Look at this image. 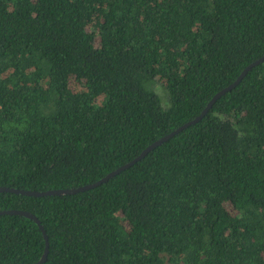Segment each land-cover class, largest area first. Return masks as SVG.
I'll return each mask as SVG.
<instances>
[{
	"label": "trees",
	"instance_id": "1",
	"mask_svg": "<svg viewBox=\"0 0 264 264\" xmlns=\"http://www.w3.org/2000/svg\"><path fill=\"white\" fill-rule=\"evenodd\" d=\"M263 54L264 0H0V186L96 181ZM3 209L40 264H264V61L105 182ZM44 249L0 214V264Z\"/></svg>",
	"mask_w": 264,
	"mask_h": 264
},
{
	"label": "water",
	"instance_id": "2",
	"mask_svg": "<svg viewBox=\"0 0 264 264\" xmlns=\"http://www.w3.org/2000/svg\"><path fill=\"white\" fill-rule=\"evenodd\" d=\"M263 61H264V54L262 56L258 57L257 59H255L254 61L250 62L249 64H247L241 70V72L238 74V76L234 79L233 82L226 85L222 89L218 90L208 100V102L205 104V106L203 107V109L201 110V112L197 116H195L193 119L186 121L185 123L181 124L180 126L176 127L174 130L166 133L165 135L158 138L157 140L153 141L148 146H146L133 159H131L130 161H128V162L120 165L119 167L109 171L104 176H102L101 178L97 179L96 181H94L92 183H87V184L76 186V187L55 188V189H47V190L21 189V188H17V187L0 186V192H12V193H17V194H22V195H30V196L62 195V194H71V193H75L78 191L87 190L91 187L97 186L100 183H103L106 180H108L111 176H114L115 174L119 173L120 171L128 168L130 165H132L136 161L140 160L148 151H150L151 149H153L154 147H156L157 145H159L163 141H166L167 139H169L171 136H173L174 134H176L177 132H179L180 130L185 128L186 126L200 120L205 115V113L209 110V108L212 106V104L215 102L216 99H218L222 94H224L226 91H229L236 84H238L239 81L241 80V78L246 74V72L248 70H250L253 66H255V65H257ZM0 214H18V215H22V216L28 217L30 219H33V221L41 229L43 236H44V239H45L44 252H43L42 256L37 261L32 262V263L15 262V263H6V264H40V263H42L46 259V255H47V251H48V241H47V235L43 229V226L41 225V223L37 219V217H35V215L33 213H31L27 210H22V209H3V210H0Z\"/></svg>",
	"mask_w": 264,
	"mask_h": 264
},
{
	"label": "rangeland",
	"instance_id": "3",
	"mask_svg": "<svg viewBox=\"0 0 264 264\" xmlns=\"http://www.w3.org/2000/svg\"><path fill=\"white\" fill-rule=\"evenodd\" d=\"M153 90L159 95L162 103H167V96L163 85L157 81L152 85Z\"/></svg>",
	"mask_w": 264,
	"mask_h": 264
}]
</instances>
